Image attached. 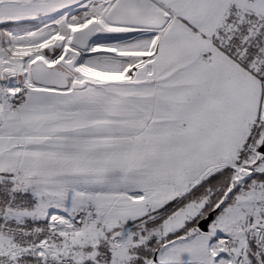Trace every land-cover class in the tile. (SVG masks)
Wrapping results in <instances>:
<instances>
[{
  "label": "snow or ice",
  "instance_id": "obj_1",
  "mask_svg": "<svg viewBox=\"0 0 264 264\" xmlns=\"http://www.w3.org/2000/svg\"><path fill=\"white\" fill-rule=\"evenodd\" d=\"M0 264H264V0H0Z\"/></svg>",
  "mask_w": 264,
  "mask_h": 264
}]
</instances>
